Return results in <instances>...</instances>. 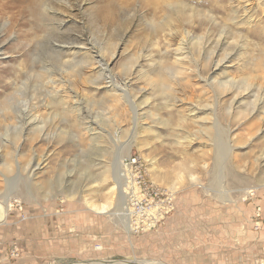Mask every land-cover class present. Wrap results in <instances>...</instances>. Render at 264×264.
I'll use <instances>...</instances> for the list:
<instances>
[{"label":"rangeland","instance_id":"obj_1","mask_svg":"<svg viewBox=\"0 0 264 264\" xmlns=\"http://www.w3.org/2000/svg\"><path fill=\"white\" fill-rule=\"evenodd\" d=\"M0 202L1 264H264V0H0Z\"/></svg>","mask_w":264,"mask_h":264},{"label":"bare ground","instance_id":"obj_2","mask_svg":"<svg viewBox=\"0 0 264 264\" xmlns=\"http://www.w3.org/2000/svg\"><path fill=\"white\" fill-rule=\"evenodd\" d=\"M31 1V0H30ZM13 2V1H11ZM13 5H14V2H13ZM183 41H185L183 39ZM126 175V173L124 172V174H120L119 178L120 177H124ZM133 175V174H132ZM129 179V178H128ZM120 180V181H119ZM130 184H132V181L129 182ZM126 183H124L122 185V182H121V179H118V184L117 185H114L113 189L116 191V189H119L120 190V194H121V200H122V204H123V209L121 211V216H122V220L124 221L125 223V228H126V231L127 233L130 235L131 232H135L134 228H133V231H132V226L135 225V224H132L133 220H134V216L136 215L135 214V211L133 208H131L129 205H130V202L132 203L131 199L133 200V202H135L134 204L136 205H141V201L143 197L142 195L143 194H140V190H138L139 188L136 186V183H133L135 184V190L136 191H133L132 190V187H130L129 189H131L132 191L131 192H126L125 188L123 189V186L125 185ZM132 184V185H133ZM137 188V189H136ZM123 189V190H122ZM127 189V188H126ZM257 189V188H254V189H245L243 195H249V194H253L252 192ZM177 192V191H176ZM175 192V193H176ZM131 195V196H130ZM242 195V196H243ZM172 196H174V194H172ZM137 197V198H136ZM171 197V196H170ZM131 198V199H130ZM136 198V199H135ZM135 199V200H134ZM175 199H176V195L174 197H172V200L170 202H167L166 205L162 206L160 205L161 207H165V208H170L174 205L175 203ZM159 202V201H158ZM6 203V202H5ZM4 202H0V226L1 224H3V220L6 221L7 220V211H8V208L10 207V205L8 204H5ZM160 203V202H159ZM111 202H104V203H101V204H92V210L91 212L97 214L98 216H106V215H111L113 213L110 212L111 210ZM160 209V208H158ZM162 213V212H161ZM140 214V213H139ZM144 215L146 216V213L144 214H141L142 218H144ZM159 217V216H158ZM162 217V216H161ZM46 220H48L46 218ZM159 221V220H158ZM143 222V221H142ZM153 222H155V220H153ZM152 222V223H153ZM136 223V222H135ZM156 224V223H155ZM137 228V227H136ZM153 229V227H152ZM245 231V230H244ZM137 260V259H136ZM101 264H162V262H155V261H152V260H139V261H131L130 263L126 262V261H100ZM72 264H76V263H72ZM79 264H85V261H83L82 263H79ZM89 264H97V263H94L93 261H90Z\"/></svg>","mask_w":264,"mask_h":264},{"label":"built area","instance_id":"obj_3","mask_svg":"<svg viewBox=\"0 0 264 264\" xmlns=\"http://www.w3.org/2000/svg\"><path fill=\"white\" fill-rule=\"evenodd\" d=\"M132 161L136 162V163H133V164L139 165L138 166L139 167V169H138V173L139 174H138V177H136V181L135 182H137V185L140 187L141 193L144 195V200H143L141 206H139V205L137 206L138 209H137L136 214H139V213L140 214H144V213H146V216L149 217L150 220H160L161 219V221H162L164 219V217L161 218V217H158V216H162V215L166 216L169 212H171L172 209L171 208L162 207L161 209H162L163 213H161V211H158V209H157V208H159V205H156L155 208L152 207V205H153L152 203H153V201L156 198L153 197V194L148 195L147 194L148 192H144V189L146 191L147 190H154L153 189L154 187H153L152 184H149L147 180H145V177H144V174H143V171H142L143 168L141 167V164L139 163V160L136 157H132L131 160L126 161V163H131ZM154 195L158 196L159 194H158V192H156V194H154ZM163 198H168V199L171 200L170 194H166ZM161 201H163V199H161ZM148 202H151L150 205H149ZM143 209H146V211L145 210L142 211ZM145 224L148 225V224H150V222L145 223Z\"/></svg>","mask_w":264,"mask_h":264},{"label":"crops","instance_id":"obj_4","mask_svg":"<svg viewBox=\"0 0 264 264\" xmlns=\"http://www.w3.org/2000/svg\"><path fill=\"white\" fill-rule=\"evenodd\" d=\"M27 214H28V213H27ZM27 214H26V215H27ZM24 215H25V214H24ZM32 215H33V214H32ZM26 217H27V216H26ZM26 217H24V218H26ZM29 217H30V216H29ZM29 217H28V218H29ZM24 218L21 217V219H24ZM28 218H26V219H28ZM32 218H34V217H31L30 220H32ZM9 220H10V219H8V221L6 222V225L9 224ZM4 227H5V226H4ZM0 241H1V239H0ZM7 243H9V241L6 242V243L3 242V246H4V247H7ZM0 244L2 245L1 242H0ZM21 245L24 246V244H20V245H19L20 249L23 250V251H26V249L23 248ZM2 249H3V248H1L0 255H1V254L3 253V251H4V250H2ZM3 259H4V261L0 262V264H1V263H8V262H7L8 260L6 259V257H4V255H3V257H0V260H3Z\"/></svg>","mask_w":264,"mask_h":264}]
</instances>
